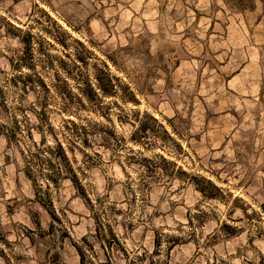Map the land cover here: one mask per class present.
I'll use <instances>...</instances> for the list:
<instances>
[{
    "label": "rangeland",
    "instance_id": "rangeland-1",
    "mask_svg": "<svg viewBox=\"0 0 264 264\" xmlns=\"http://www.w3.org/2000/svg\"><path fill=\"white\" fill-rule=\"evenodd\" d=\"M15 122L0 264H80L84 239L90 264H264V0H0ZM27 125L75 180H33Z\"/></svg>",
    "mask_w": 264,
    "mask_h": 264
},
{
    "label": "trees",
    "instance_id": "trees-1",
    "mask_svg": "<svg viewBox=\"0 0 264 264\" xmlns=\"http://www.w3.org/2000/svg\"><path fill=\"white\" fill-rule=\"evenodd\" d=\"M19 79H24V81H30L32 78L30 77L24 78L20 76ZM15 123H16L15 126L12 127L11 129L8 127L2 128L0 130V134L2 132H6L11 137H15V138L18 137L19 136L18 132L19 130H21V127L17 125V122ZM26 136L31 142L30 145L27 147L26 161L29 171L31 173V177L35 182L38 177H43L46 179L47 188H50V186L52 185H59L61 179H64L66 175L73 174V170L67 162L68 161L67 154L65 152V148L63 147L62 143L58 142L55 145H47L45 144L44 140L41 143L33 142L32 129L28 125L26 128ZM71 144L73 145L75 143L71 142ZM70 176H72L71 178L75 180L76 176L74 174ZM75 184L77 185V181H75ZM40 187L42 188L43 185H40ZM79 187L81 188L82 191H84L81 186H78V188ZM107 228L109 232H106ZM108 233L111 236H115V234L112 232L109 223H105V222H103V224L97 223L98 238L106 239ZM83 241L86 245L85 248L76 245V249L80 256V264H90L88 259L89 251L90 250L92 252L95 251L93 249V246L89 244L87 239H84ZM114 241H116L115 238H113V242ZM162 264H168V262H164Z\"/></svg>",
    "mask_w": 264,
    "mask_h": 264
}]
</instances>
